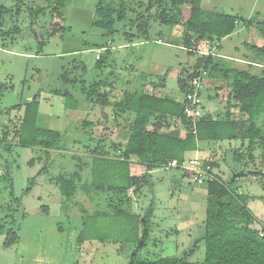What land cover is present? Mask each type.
I'll return each mask as SVG.
<instances>
[{
    "label": "rangeland",
    "instance_id": "374dc122",
    "mask_svg": "<svg viewBox=\"0 0 264 264\" xmlns=\"http://www.w3.org/2000/svg\"><path fill=\"white\" fill-rule=\"evenodd\" d=\"M57 1L0 0L6 8L0 18V264H73L80 255L86 263H126L136 246L135 234L128 231L122 218L114 216L111 206L120 204L128 212L143 214L151 202L154 213L141 257L155 260L180 256L199 240L188 260H202L207 197L203 182L191 181L181 168L155 167L150 171V182L139 184L134 194L97 191L90 187L91 154L97 147L109 150L113 156L115 151L110 145L122 146L126 125L132 119V113L127 111L114 117L113 103L122 97V92L180 98L177 80L190 82L196 62L202 57L201 50L238 58L234 65L240 68H246L242 59L262 62L248 44L264 45V0H199L203 9L231 14L242 22L219 41L199 42L197 52L181 46L185 30L181 23L166 24L151 18L147 34L138 36L137 22H130L149 5V13L144 11L142 15L157 16L163 9L175 14L170 0H125L133 10L125 19L116 21L112 34L93 24L98 0H64L63 5ZM118 2L103 0L111 6ZM55 3L57 11L53 10ZM30 5L46 9L31 17ZM179 9V18L184 22L190 6L183 4ZM129 34L133 36L129 38ZM96 53L101 56V66ZM198 86L203 115L244 118L226 81L210 79L201 71ZM104 90L111 91L109 106L93 100ZM65 92L76 101L68 109ZM34 97L39 100L36 125L59 133L57 145L47 152L16 144L12 134L7 139L3 136L6 125L17 121L25 103ZM257 109L255 119L262 129L263 141L254 144L252 158H246L250 153L248 143L241 140L201 145L200 151L187 153V158L216 159L213 169L223 179L241 170H264V100ZM85 119L95 125L84 127ZM163 125L181 133L186 129L177 118H168ZM9 127L12 131L13 125ZM234 152L242 153L244 158L235 161ZM45 161L48 164L42 171ZM77 163L82 165L80 180L75 181L74 193L65 198L57 188L56 177H70L77 171ZM130 167L132 173L144 171L134 162ZM237 183L244 193L255 196L249 206L258 219L253 227L260 230L264 224V180L243 176ZM90 215L98 218L87 219ZM93 221L97 237L105 240H87L80 248L75 241L83 230L82 222ZM12 232L17 239L10 243Z\"/></svg>",
    "mask_w": 264,
    "mask_h": 264
},
{
    "label": "trees",
    "instance_id": "16d2710c",
    "mask_svg": "<svg viewBox=\"0 0 264 264\" xmlns=\"http://www.w3.org/2000/svg\"><path fill=\"white\" fill-rule=\"evenodd\" d=\"M56 3L63 5L64 0H58ZM170 3L175 8V14H168L163 9L157 12V16L155 14L145 15L146 13L142 15L144 11L149 13V5L131 19L130 22H137V35L147 34L151 18L166 24L181 23L185 28L181 46L192 52L196 51L199 42L212 43L229 36L242 22L241 19L231 14L203 9L199 0H170ZM183 4H188L190 10L188 18L181 22L179 8ZM131 7L132 4L125 0H119L116 6L104 4L103 0H98L93 24L112 34L115 31L116 21L125 19L126 14L133 10ZM45 9L46 6L30 5L28 13L31 17H37ZM5 10V6L0 4V18ZM53 10L57 11V4ZM128 36L130 38L133 34ZM248 47L258 58L262 59V62L242 59L246 68L235 66L234 62L237 59L214 56L211 50L207 52L201 50L202 57L196 62L190 82L177 80L180 87L179 92L182 93L180 98L147 92L127 90L122 92V97L113 103L115 109L113 113L114 117L118 116L121 111L132 113V119L126 125L127 136L121 142V147L110 145L109 148L115 151L113 156L109 155L107 149L99 150L94 147L91 154L90 187L97 191L118 193L122 196L129 192L134 194L139 184L150 182V171L153 168L161 167L170 160L176 161L179 165L183 164L188 159L187 153L195 152L200 142L247 141L250 153L246 158H252L251 151L254 144L263 141L262 129L255 118L259 111L257 107L264 100V45L248 44ZM100 58L101 56L96 59L98 66L103 64ZM255 68L259 69L258 72L254 71ZM201 71H205L210 79L226 81L232 92V98L244 118L216 119L202 114L192 121L185 115V94L193 91ZM68 81L70 80H66ZM109 90L96 95L93 99L97 102L96 104L103 106L112 104ZM65 95L67 96L65 107L68 109L76 101L68 92H65ZM38 109L39 100L37 98L34 97L26 102L22 114L16 116L17 121L14 120L6 125L4 139L12 134L16 144L20 146L39 147L45 149L46 152L54 148L59 141V133L36 125ZM168 118L179 119L186 126L184 132H178L175 128L166 129L163 123ZM10 125H13L12 131H9L11 130ZM82 125L92 128L95 124L85 119ZM262 156L264 157V153ZM243 158L242 153L234 152L235 161H241ZM201 161L209 163L212 167V179L203 182L207 197L201 235L204 244L202 260H188V257L196 250L199 240L180 256H167L155 260L141 257L140 250L146 244L150 232V220L154 213V202H151L143 214L128 212L120 207V204L111 206L114 216L122 218L129 226L128 231L135 234L134 244L136 246L128 262L86 263L81 260L80 255L74 259L73 264H264V224L260 230L253 227V223L258 219L255 211L249 206L250 200L255 196L244 193L241 185L237 183V180L243 176H250L254 180H264V170H241L232 172L228 179H223L221 176V178L217 177L213 169L214 166L216 167V159H202ZM132 162L144 167L142 174L131 172ZM47 164L48 162L45 161L40 170L44 171ZM76 166L77 171H74L70 177L63 175L56 177L59 191L65 198H69L74 193L77 187L75 181L80 180L79 171L82 165L77 163ZM33 180L34 177H32ZM28 189L29 187L25 189V192H28ZM86 218L96 219L98 215H90ZM82 223L83 230L78 233L75 241L77 246L82 248L87 240H105L103 236L97 237L98 228L94 221L89 224ZM59 228H61L60 225ZM10 234L9 242L13 243L17 239L16 234L15 232Z\"/></svg>",
    "mask_w": 264,
    "mask_h": 264
},
{
    "label": "built area",
    "instance_id": "2783aa9c",
    "mask_svg": "<svg viewBox=\"0 0 264 264\" xmlns=\"http://www.w3.org/2000/svg\"><path fill=\"white\" fill-rule=\"evenodd\" d=\"M99 54L96 53L95 58H99ZM185 115L189 117L192 121L197 119L202 115L201 113V98L198 82L195 84L193 91L187 92L185 94ZM162 168H181L189 179L193 182H206L212 179L211 175V165L201 159L198 156L190 157L186 161L179 165L176 161L170 160L161 166Z\"/></svg>",
    "mask_w": 264,
    "mask_h": 264
},
{
    "label": "crops",
    "instance_id": "0c3cea01",
    "mask_svg": "<svg viewBox=\"0 0 264 264\" xmlns=\"http://www.w3.org/2000/svg\"><path fill=\"white\" fill-rule=\"evenodd\" d=\"M236 59H238V58H236ZM239 60H241V59H239ZM243 61V60H242ZM147 93H149V92H147ZM154 94H156V95H159V94H157V93H154ZM110 99H112V97H111V94H110ZM208 143H211V142H200L199 144H198V149L195 151V152H198V151H200V146L201 145H206V144H208ZM206 159V158H205ZM131 166V165H130ZM130 170H131V167H130ZM131 172H132V170H131ZM58 188V187H57Z\"/></svg>",
    "mask_w": 264,
    "mask_h": 264
}]
</instances>
